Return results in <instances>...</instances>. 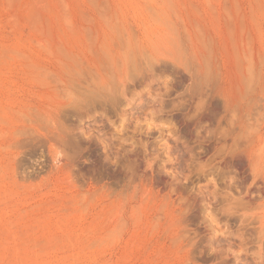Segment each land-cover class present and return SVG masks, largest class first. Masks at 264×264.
Masks as SVG:
<instances>
[{"label": "rangeland", "instance_id": "374dc122", "mask_svg": "<svg viewBox=\"0 0 264 264\" xmlns=\"http://www.w3.org/2000/svg\"><path fill=\"white\" fill-rule=\"evenodd\" d=\"M0 264H264V0H0Z\"/></svg>", "mask_w": 264, "mask_h": 264}, {"label": "bare ground", "instance_id": "6f19581e", "mask_svg": "<svg viewBox=\"0 0 264 264\" xmlns=\"http://www.w3.org/2000/svg\"><path fill=\"white\" fill-rule=\"evenodd\" d=\"M126 53V52H125ZM129 55V54H128ZM141 55V54H140ZM131 56V55H130ZM125 57V56H124ZM108 58V57H107ZM135 58V57H134ZM133 58V59H134ZM153 58V57H152ZM208 58V57H207ZM110 59H111V57H110ZM107 60L108 62L109 61H111V60ZM128 59H130V58H128ZM132 59V60H133ZM151 59V58H150ZM126 60V59H125ZM204 60V59H203ZM123 61V60H122ZM128 61H130V60H128ZM127 61V62H128ZM126 62V61H125ZM207 62V61H206ZM104 63V62H103ZM105 63H106V61H105ZM114 63V60L112 61V63H108L109 64V67L110 66H112V64ZM132 63V62H131ZM135 63V62H134ZM133 63V64H134ZM208 63V62H207ZM130 64V63H129ZM127 65V64H126ZM132 65V64H131ZM108 65H106V67H107ZM109 67H108V69H109ZM134 67V66H133ZM137 67V66H136ZM104 68V67H103ZM111 68L116 72V70L113 68V66L112 67H110V70H111ZM205 68V67H204ZM108 69H107V72H108ZM119 69V68H118ZM137 69V68H136ZM104 70H105V68H104ZM122 70H124V69H122ZM122 70H120V72H119V75H122V73H123V71ZM128 70V68L126 69V74H127V77L125 76V77H118L117 75H115L116 73H114V71H112L111 70V72H108V73H110V74H108V73H106V74H108V75H105V76H101V77H103V79H101L100 81L103 83H101L102 85H101V87H100V89L102 90V92L104 93V94H102L103 95V99L106 101H109L110 103L112 102H114V101H118V99H119V94H121V92L123 91V89H124V87H125V85L123 84L124 82H125V80L124 79H121V78H127L128 79V74H130L131 72H129V71H127ZM132 70H133V68H132ZM131 70V71H132ZM119 71V70H118ZM118 71H117V73H118ZM105 72H106V70H105ZM129 72V73H128ZM209 73V72H208ZM92 74V73H91ZM115 77H114V76ZM92 76V75H91ZM117 76V77H116ZM207 76V75H206ZM205 76V77H206ZM98 78V77H97ZM100 79V78H99ZM98 80V79H97ZM99 81V80H98ZM99 84H100V82H98ZM98 83L97 84H95V85H98ZM94 85V84H93ZM93 87V86H92ZM92 87H90L91 89H92ZM97 88H99V87H97ZM89 91H91V90H88V92ZM85 92H87V91H85ZM84 92V93H85ZM93 92H94V90H93ZM92 92V93H93ZM91 93V92H90ZM95 93V92H94ZM100 93V92H99ZM98 92H97V94H99ZM89 94V93H88ZM85 95V94H84ZM90 96V95H89ZM99 96H101V94L99 95ZM97 97H98V95H97ZM118 98V99H117ZM84 99V98H83ZM88 99V98H87ZM96 99V98H95ZM87 101V100H86ZM128 104H129V102H128ZM143 103L141 102V101H139L137 104H136V109L137 110H139L140 108H141V105H142ZM148 125H152V122H149V124Z\"/></svg>", "mask_w": 264, "mask_h": 264}]
</instances>
